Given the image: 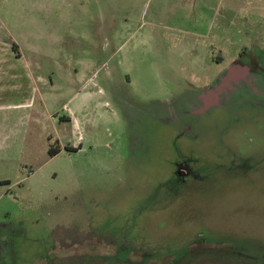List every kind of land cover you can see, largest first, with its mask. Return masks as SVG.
I'll list each match as a JSON object with an SVG mask.
<instances>
[{
  "label": "rangeland",
  "instance_id": "obj_1",
  "mask_svg": "<svg viewBox=\"0 0 264 264\" xmlns=\"http://www.w3.org/2000/svg\"><path fill=\"white\" fill-rule=\"evenodd\" d=\"M0 42V264H264V0H0Z\"/></svg>",
  "mask_w": 264,
  "mask_h": 264
},
{
  "label": "flooded vegetation",
  "instance_id": "obj_2",
  "mask_svg": "<svg viewBox=\"0 0 264 264\" xmlns=\"http://www.w3.org/2000/svg\"><path fill=\"white\" fill-rule=\"evenodd\" d=\"M251 69L245 67L241 64H234L220 79L218 84L209 92L202 96L203 105L206 109L212 108L220 104L222 95L226 92H234L237 90H242L244 85H247L249 79V73ZM238 85V86H236ZM207 96V97H206ZM66 120H70L69 118ZM67 150L75 151L74 148L66 147ZM197 163H194V158L189 161L186 160L183 163H176L174 180L178 184H187L188 179L198 178L203 179V177L195 174L194 168Z\"/></svg>",
  "mask_w": 264,
  "mask_h": 264
},
{
  "label": "crops",
  "instance_id": "obj_3",
  "mask_svg": "<svg viewBox=\"0 0 264 264\" xmlns=\"http://www.w3.org/2000/svg\"><path fill=\"white\" fill-rule=\"evenodd\" d=\"M12 44H3L2 42H0V60L2 58V52L3 50L5 51L3 57L5 58V61L10 62L12 59H14L13 57L15 56L12 50ZM17 60V59H15ZM1 74V73H0Z\"/></svg>",
  "mask_w": 264,
  "mask_h": 264
},
{
  "label": "trees",
  "instance_id": "obj_4",
  "mask_svg": "<svg viewBox=\"0 0 264 264\" xmlns=\"http://www.w3.org/2000/svg\"><path fill=\"white\" fill-rule=\"evenodd\" d=\"M12 50H13L14 55L17 58L21 56L20 52L17 49V46L12 45ZM49 153H50L51 156H56V155H58L60 153V150L57 149V148H52V149H50Z\"/></svg>",
  "mask_w": 264,
  "mask_h": 264
}]
</instances>
